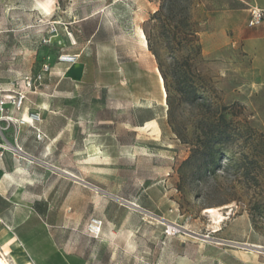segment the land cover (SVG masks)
Wrapping results in <instances>:
<instances>
[{"label":"rangeland","instance_id":"374dc122","mask_svg":"<svg viewBox=\"0 0 264 264\" xmlns=\"http://www.w3.org/2000/svg\"><path fill=\"white\" fill-rule=\"evenodd\" d=\"M253 6L264 0H55L46 15L36 0H0V91L26 92L22 111L40 116L34 128L0 126L62 170L1 177L43 183L35 207L47 218H0L16 240L0 242V264H13L5 250L27 264H264L252 248H264V25L248 27ZM208 208L226 216L218 232Z\"/></svg>","mask_w":264,"mask_h":264},{"label":"crops","instance_id":"0c3cea01","mask_svg":"<svg viewBox=\"0 0 264 264\" xmlns=\"http://www.w3.org/2000/svg\"><path fill=\"white\" fill-rule=\"evenodd\" d=\"M261 25H264V22ZM24 111L27 112L26 110ZM14 115H13L14 117L19 118L21 117V112L15 113ZM20 138L18 140L22 146H24L27 143H30L29 141L30 137L28 138L25 136H21ZM32 138H33V142H36L34 136H32ZM5 139L9 143H12L11 142L12 140H9L7 137H5ZM25 152L28 155L25 158L26 159L25 161L27 163L19 160V163L17 165H15L14 162L11 164L8 161L10 159L8 154H5L2 158H0V199L4 204V207H0V218H5L6 221H11L13 218H36L38 216L47 218V211L45 209L38 211L35 207V203L38 201L36 200V197L42 196L41 193H37V192L45 191L44 184L41 183L38 186H32L31 184L28 183L19 184L15 181L14 184H10V186H8L6 185V183L3 182V180H1V177H4V174H6L7 170H10V168H12L14 172L18 173L19 180L24 178L23 176H21V172L24 170H39V169H46V167H49L57 172L58 171L62 172V170H59L57 167H55L52 164H47L46 162L38 159L30 152L27 151ZM41 171L43 172V170ZM10 190L12 191L14 190L15 193H17V198H14L12 196L10 199H8L5 196L6 195L5 193ZM21 220L19 219V221ZM15 235L16 237H18L17 234Z\"/></svg>","mask_w":264,"mask_h":264},{"label":"built area","instance_id":"2783aa9c","mask_svg":"<svg viewBox=\"0 0 264 264\" xmlns=\"http://www.w3.org/2000/svg\"><path fill=\"white\" fill-rule=\"evenodd\" d=\"M264 22V7L253 6L249 9V17L247 21L248 27L255 28L260 26ZM77 57L70 54H62L59 56L58 61L63 64H73ZM49 68L45 67V72H48ZM26 92L23 91H0V123L1 122H11L7 120L9 116L10 109L20 112L23 110L27 97ZM8 105V107H7ZM33 119L31 124L34 128L35 125L40 122V116L36 113L29 114ZM35 141L41 142L44 139V135L38 128H35L34 132ZM15 152L19 155V159L26 160L28 156L25 150L20 146L18 138L14 139L13 145H11L3 134V128L0 126V158L5 154H12ZM102 222L97 218H92L88 225V232L92 238H96L101 233Z\"/></svg>","mask_w":264,"mask_h":264},{"label":"bare ground","instance_id":"6f19581e","mask_svg":"<svg viewBox=\"0 0 264 264\" xmlns=\"http://www.w3.org/2000/svg\"><path fill=\"white\" fill-rule=\"evenodd\" d=\"M54 4H55V0H36L37 9L40 10L42 13H44L46 15H49V14H51L53 12ZM138 39L140 41L141 46L143 48H146V46H147L146 38L144 36V33L141 30L138 31ZM72 67L73 68L79 67V63H77V61H75L72 64ZM156 73H157V77L159 79V83H160V86H161V91H162L163 97L166 100L167 94H166V91H165V88H164L163 78L161 77L158 69H156ZM7 107H8V105H7ZM20 112H21V117H19V118L11 117L12 114L14 115L15 113H20ZM20 112H16V111L10 109L9 116H8L7 120L16 123L19 126L20 125L25 126V125L34 124L33 123V119L34 118H31L30 115L27 114V112H25V111H20ZM152 123H154V122L153 121L152 122H146L145 126H149ZM13 154H16V153L13 152ZM13 197L17 198V193H15L13 195ZM219 210L220 209H217V208L205 209V213L210 215L211 218H212V224H213V228L215 229V232L220 231V229H221L220 225L226 218V216H224L225 214L224 215H223V213L221 214L220 213L221 210L220 211ZM229 214H230V212H229ZM169 230L172 231V228L170 227ZM1 241L6 243L7 241L15 242L16 240L14 239V234L11 233L8 229H5L2 232V234L0 235V242ZM21 248H22L21 245L20 246L18 245V249H21ZM252 248L264 250V248L260 247V246H256V247H252ZM6 256H10L11 257L13 264H27L28 263V258L23 257V256L14 255L13 253L9 252L8 250H5L4 253H3V257L5 258ZM1 264H8V262L6 260L5 262H3Z\"/></svg>","mask_w":264,"mask_h":264}]
</instances>
